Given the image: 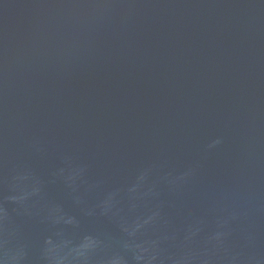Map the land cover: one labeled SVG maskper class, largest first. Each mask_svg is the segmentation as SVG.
<instances>
[{
    "label": "water",
    "instance_id": "obj_1",
    "mask_svg": "<svg viewBox=\"0 0 264 264\" xmlns=\"http://www.w3.org/2000/svg\"><path fill=\"white\" fill-rule=\"evenodd\" d=\"M0 264H264V0H0Z\"/></svg>",
    "mask_w": 264,
    "mask_h": 264
}]
</instances>
